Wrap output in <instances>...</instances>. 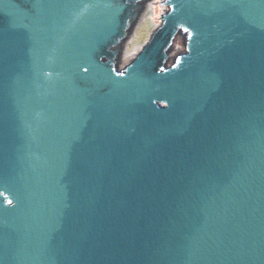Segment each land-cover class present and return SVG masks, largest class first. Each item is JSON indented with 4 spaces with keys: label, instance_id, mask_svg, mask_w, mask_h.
<instances>
[{
    "label": "water",
    "instance_id": "95a60500",
    "mask_svg": "<svg viewBox=\"0 0 264 264\" xmlns=\"http://www.w3.org/2000/svg\"><path fill=\"white\" fill-rule=\"evenodd\" d=\"M149 1L0 0V264H264V0Z\"/></svg>",
    "mask_w": 264,
    "mask_h": 264
},
{
    "label": "rangeland",
    "instance_id": "374dc122",
    "mask_svg": "<svg viewBox=\"0 0 264 264\" xmlns=\"http://www.w3.org/2000/svg\"><path fill=\"white\" fill-rule=\"evenodd\" d=\"M159 2V4H163L166 1L165 0H150L147 5L146 9L142 13L141 20L139 23L136 25L134 31L132 32L131 37H129L128 41L126 42L124 49L122 50V56L120 59V65L119 69L124 70L130 63H132L137 56L139 55L140 51L144 48V46L147 44V42L150 40L151 36L154 34L155 30L158 28L155 26L151 19V12H152V7L154 6L155 3ZM158 6V5H157ZM163 8H165L166 11L169 10V7L166 5H162ZM162 6H159L162 7ZM165 11V12H166ZM185 39L183 37H179L177 39V43L173 48V57L169 61V65H172L176 59V57L184 52H186V44H185ZM134 48H137L138 50H135L139 53L136 54L135 51H133ZM130 50L133 54H136L133 56V59L129 60L128 63L124 61L126 50Z\"/></svg>",
    "mask_w": 264,
    "mask_h": 264
},
{
    "label": "bare ground",
    "instance_id": "6f19581e",
    "mask_svg": "<svg viewBox=\"0 0 264 264\" xmlns=\"http://www.w3.org/2000/svg\"><path fill=\"white\" fill-rule=\"evenodd\" d=\"M158 5V6H157ZM159 6H162L161 4H159V2L155 3L154 6L152 7V12L150 13L151 14V19L153 21V23L155 24L156 27L160 26L161 25V19H162V16L164 13H166L167 11L165 10V8L160 7ZM166 11V12H165ZM135 50H138L137 48H134L133 51ZM126 54H125V58H124V61L126 63H128L129 60L133 59V56H135L136 54H133L129 49L126 50Z\"/></svg>",
    "mask_w": 264,
    "mask_h": 264
}]
</instances>
